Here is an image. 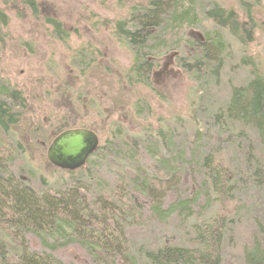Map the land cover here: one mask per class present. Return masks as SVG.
I'll return each mask as SVG.
<instances>
[{
    "label": "trees",
    "instance_id": "16d2710c",
    "mask_svg": "<svg viewBox=\"0 0 264 264\" xmlns=\"http://www.w3.org/2000/svg\"><path fill=\"white\" fill-rule=\"evenodd\" d=\"M0 1L5 8H0V68L7 64L3 59L7 50L29 54L28 42L8 31L6 10L37 19L38 41L49 39L47 45L67 44L72 35L80 34V28L85 36L90 35V28L86 30L83 22L91 24L95 32L100 26L94 15L89 19L78 15L73 18L76 26L68 29L60 19L41 9L36 0ZM180 1L143 0V5L130 8L126 19L113 26L111 23L109 29L121 43L118 46L133 54L125 67L118 65L112 50L107 51L105 45H91L104 41L100 38L91 41L89 36L87 42L75 48L66 45L70 52L66 57L71 64L64 65L65 77L77 82L61 83L54 89L62 115L58 116L59 124L51 128L33 124L27 118L31 113L39 115L43 109L30 106L29 102L35 99V94H30L33 91H20L0 73V264H223L224 239L236 224L233 217L238 210L239 184L264 190V71L252 59L242 58L238 66L249 68L250 79L240 86H230L228 99L223 106L214 107L208 117L218 139L226 143L239 140L234 157L224 159V147L223 151H207L199 158L187 159L185 153L191 150V143L183 153L164 155L175 134V123L184 120L195 127V99L200 98L211 109L209 90L220 84L229 52L219 33H207L193 45L190 41L192 46L172 45L170 38L162 54L152 56L150 45L157 46L160 31L167 23L165 19L179 21L193 10L191 6L179 14ZM255 5L261 6L259 0ZM246 12L247 20L241 21L233 10L214 2L203 17L226 31L238 45L246 46L254 41L259 29L253 11L246 8ZM115 46L112 48L116 49ZM164 53L169 60L160 65L156 58ZM53 58L47 56L42 61L52 68V74L60 67L53 63ZM166 71L168 81L161 78ZM180 79L196 83L189 89L193 92L187 96L189 103L184 113L170 112L161 117L158 110L170 104L169 88L173 90L171 84ZM96 83L106 86L109 93L102 92L106 97L87 89ZM197 84H201V90ZM86 95L93 99L90 103H94L101 116L85 123V119H95L96 114L86 109ZM188 116L191 120H187ZM78 129L91 131L99 142L83 167L65 172L69 181L65 186L46 188L39 178L41 188L37 190L31 185L37 173L34 175L29 168H21L18 174L13 172L17 156H22L27 148L42 153L47 147L46 153H42L43 162L56 169L47 160L48 147L61 134ZM143 151L150 155L163 151L158 161L162 168L154 166L152 173L147 172L141 158ZM115 167L109 181L98 176L101 170ZM176 180L174 191L170 183ZM177 190L182 194L176 195ZM168 192L173 203L154 204L157 199L167 198ZM205 197L214 210L201 220L191 219L186 243L169 242L146 248L136 247L128 238L127 230L143 223L145 210H154L159 218L177 211L193 213ZM68 249H76L81 255L77 258L71 252L70 260L64 261L62 255ZM242 261L264 264V246L254 240L244 249Z\"/></svg>",
    "mask_w": 264,
    "mask_h": 264
},
{
    "label": "rangeland",
    "instance_id": "374dc122",
    "mask_svg": "<svg viewBox=\"0 0 264 264\" xmlns=\"http://www.w3.org/2000/svg\"><path fill=\"white\" fill-rule=\"evenodd\" d=\"M37 3L40 4L41 9L44 8L45 12H49L50 16L54 17V13L58 18H66L67 16H74V20L78 15L83 16L85 19H89L94 15V20L99 21L100 26L97 27L98 32L93 30L91 24L88 22H83L85 25V29L87 27L90 29V35L85 36L82 32L83 28H80L81 32L77 37L72 35L69 39L70 42L64 44H54L47 45L46 43L49 39H44L42 41H38L39 26L37 19L30 20L28 16H20L18 12L12 10H6L5 13L9 17V32H13L15 37H20L21 40L27 41L28 43V53L24 52L16 53L14 49L7 50V53L3 59H5L6 66L3 64L0 68V73L3 79H7L11 82L13 86H16L20 91L22 90H32L30 94H35L34 101H30V106L34 107V109L43 108L41 113L38 115L30 114L27 116L29 120L33 122V124H42L43 127L51 128L52 125H57L58 116L60 117L61 108L59 107L58 100L55 98L57 91L54 89L58 87L61 83L71 82L75 84L77 81L67 80L65 77L64 69L66 68L64 65H70L71 61L68 60L66 55L70 54L68 47L75 48V45H79L81 42H87L89 40V36L92 39L97 37L98 39L104 40V48L107 51H111L114 54V58L118 65L125 67L133 58L132 52L123 47L118 46L121 45L120 41L114 38L111 28L109 29L111 23L112 26L126 19L130 8L137 5H143L141 1L143 0H36ZM214 2L221 5L224 9L233 10L238 14L241 21L247 20V12L246 8L253 11V20L259 25V29L256 31L255 39L252 43L246 46H240L236 43L232 37L226 31H221L213 26L210 22L206 21L203 17L205 10L210 9ZM261 6L256 7V0H181L180 4H178L179 10L177 11L179 14L184 10L191 9L192 11L184 19H180L179 21L165 19L167 23L164 24L160 31V38L156 47H152V56L162 54V49L165 48L167 42L171 38L172 45H188L192 46L196 40H201V38L205 35H212L213 33H219L221 39L223 40V45H228L229 52L226 56V62L223 67V71L221 74V81L219 85L212 87L209 91L210 101L212 105L210 106V110L206 108L204 103L200 98L195 99L198 110L193 111L195 127L193 124H188V122H184L181 120L177 124L173 126L175 128V134L171 138V143L168 146V152L157 153L155 155H150V152L147 154L146 151L142 152L141 158H143V164L147 166V172L152 173L154 170V166L158 169L162 168L159 162V156L162 154L167 156H174L177 153H183L184 147L187 144L191 143V150L187 151L185 155H187V159L199 158L204 155L207 151H223L224 147H226V151L223 152V158L228 159L234 157L235 147L238 141L234 139L232 142H225L226 140L218 139V136L215 135L216 129L213 127V124L208 122L209 115H212L214 107L223 106V102L228 99L230 86H240L244 84L246 81L250 79L249 68H239L240 60L243 58L252 59L255 64L259 67L260 70L264 71V0H259ZM194 7V8H193ZM0 8H4L0 1ZM5 9V8H4ZM60 9V11H59ZM59 12V14H58ZM74 12V13H73ZM177 14V16L179 15ZM62 16V17H61ZM73 18L71 20L66 21L63 19V23L67 22L66 28L70 25L75 27ZM61 20V19H60ZM65 21V22H64ZM72 21V22H71ZM193 23V27H189V24ZM102 24H105L103 27ZM190 28V29H189ZM72 29V28H71ZM84 29V30H85ZM50 32V31H49ZM89 32V31H88ZM172 35H171V34ZM89 34V33H87ZM55 38V37H51ZM7 41V39H6ZM167 41V42H166ZM192 42L191 43L189 42ZM10 40H8V43ZM41 42V43H40ZM93 43V42H92ZM188 43V44H187ZM9 45V44H8ZM112 45L115 46L116 49L112 48ZM98 50L107 52L102 48H98ZM24 53V54H23ZM50 59L54 56L53 63L60 64V67L57 66L56 71H53L52 68H49L45 65L43 60L46 58ZM169 55L164 53L159 58L160 65H166L169 60ZM14 57H18L15 59ZM68 60V61H67ZM114 61V60H113ZM171 62V60H170ZM53 65V64H52ZM159 65V66H160ZM161 69V68H158ZM156 69V71H159ZM168 71V70H167ZM166 73H161V78L165 81H168V75ZM40 79H43V82H39ZM23 80V81H21ZM163 86V81L161 80ZM165 84V82H164ZM192 81H187L185 79H180L179 82H174L171 85H174V89H170L171 102L170 104H165L161 106L158 110V115L161 117H166L170 112L180 114V111L184 113L186 106L188 105L187 96L190 93V87ZM97 83L94 85H88L87 89L92 91V94L97 96L106 97L102 92L109 93L106 86L99 87ZM161 87L160 85H157ZM198 90H201L200 86L197 84ZM29 89V90H28ZM163 88H160L162 90ZM190 92V93H189ZM56 93V94H54ZM199 95V94H198ZM93 99H90L88 95L85 96L84 101L88 103L86 109L93 113L95 119L92 121L89 119H85L86 122H93L97 118L101 116V114H97L98 109H96L94 103H90ZM103 100V99H102ZM162 105V104H160ZM184 114H182L183 117ZM92 119V118H91ZM186 119V117H185ZM187 120H191L190 116L187 117ZM187 123V124H186ZM207 124V125H206ZM209 124V125H208ZM174 128H172L174 130ZM177 128V129H176ZM18 138V137H16ZM230 146V147H229ZM229 147V148H228ZM223 148V149H222ZM35 151L27 148L25 153L22 156H17V162L14 165L13 172L18 174L22 169L29 168L35 172V180L32 181V187L39 190L41 188V183L39 178H42L46 184V188H58L61 186H65V182L69 183L68 177L65 172L58 171L57 169L51 168L46 163L43 162L42 153H46V149L41 151ZM160 154V155H159ZM183 157V156H182ZM262 160V159H261ZM264 162V159H263ZM117 168H109L104 169L98 172V176L104 177L108 179L111 177ZM177 180L170 183V187H175L174 191H176ZM101 185H104L101 183ZM239 194L237 193V207L238 210L234 211L233 220L235 221V225L231 229V231L225 236L224 245H223V264H243V252L244 249L251 246L254 240H258L264 246V190H257L254 188H248L242 182L239 184ZM105 186V185H104ZM165 191H162V193ZM238 192V190H237ZM182 194V192H176V195ZM171 194L168 192L167 198L157 199L155 201V205H160L161 203H165L168 205L172 202V198L169 197ZM205 197L202 200V204L196 206L193 210V213L187 211H182V213L178 214L174 212L169 217L159 218L155 212H151L148 209L144 211V219L143 223L139 226L129 228L127 230L128 238L131 243L136 247H146V248H154L157 245H162L164 243H173V244H183L189 239L190 232L189 227L191 223V219H203L204 217L210 216L214 210V205L210 203V201ZM236 203V202H235ZM214 204V203H213ZM211 206V207H210ZM74 254H72V253ZM70 253L77 257L81 255L76 249H68L66 252H63L62 258L64 261L70 260ZM60 256V254H59ZM72 256V259H73Z\"/></svg>",
    "mask_w": 264,
    "mask_h": 264
},
{
    "label": "water",
    "instance_id": "95a60500",
    "mask_svg": "<svg viewBox=\"0 0 264 264\" xmlns=\"http://www.w3.org/2000/svg\"><path fill=\"white\" fill-rule=\"evenodd\" d=\"M98 142L97 136L91 131H68L51 143L47 150V159L57 169L75 171L85 165Z\"/></svg>",
    "mask_w": 264,
    "mask_h": 264
},
{
    "label": "flooded vegetation",
    "instance_id": "af4514ba",
    "mask_svg": "<svg viewBox=\"0 0 264 264\" xmlns=\"http://www.w3.org/2000/svg\"><path fill=\"white\" fill-rule=\"evenodd\" d=\"M62 17V16H61ZM74 16H67L66 18H58L57 17V15H55L54 16V18H56V19H61V21L63 20V19H65L66 21H68V20H71L72 18H73ZM65 22V21H64ZM72 22V21H71ZM62 23H63V21H62ZM66 24H67V22H65V24L63 23V26H64V28H66ZM68 29H71V25L68 27ZM89 30V29H88ZM91 45H104V41H102L101 43H99V42H96V43H92Z\"/></svg>",
    "mask_w": 264,
    "mask_h": 264
}]
</instances>
